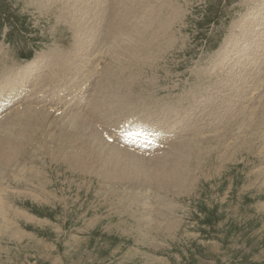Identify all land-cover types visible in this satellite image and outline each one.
<instances>
[{
    "label": "rangeland",
    "instance_id": "374dc122",
    "mask_svg": "<svg viewBox=\"0 0 264 264\" xmlns=\"http://www.w3.org/2000/svg\"><path fill=\"white\" fill-rule=\"evenodd\" d=\"M115 1L105 0L110 5H114ZM162 1L137 0L132 9L139 10L141 3H148L142 12L147 18L159 12ZM173 3L172 12L175 8L181 12L173 26L176 36L166 33L162 40L158 39L161 43L156 40L154 44L158 43L157 46H149L148 50H154L156 56H153L152 67L126 71L133 59H151L136 52H127L122 56L121 49L125 45L117 47L115 52L101 43L92 51L78 49L75 44L77 36L68 26L70 17L67 21L61 19L68 15L61 1L49 7L36 0H0V84H8L9 78L18 70L30 68L35 74H42L53 81L56 80L53 75L56 70L60 72L58 80L72 88L79 82L78 76L61 64L67 62L93 67L96 64L94 55L103 52L97 59H101L100 64L104 63L106 71L115 63H122V67L125 65L124 77L128 78L130 73L129 78L132 77L136 84L131 95L136 90L135 93L142 96L139 101L146 94L160 95L158 99H151V109H137L126 115L120 112L117 120L110 119L107 125H100L111 136L112 128L117 127L125 116V120L129 117L138 121L145 119L155 129L156 125L160 126L163 137L173 135L172 118L183 121L181 115L184 110L173 105L167 108L170 105L165 101L173 100L179 92L194 88L198 79L205 81L208 75L212 76V81L207 77L203 85L210 87L206 88L210 97H198L196 111L202 118L208 103L212 104V126L209 128L213 129L212 137L204 140L212 139L210 158H198L190 150L191 158L184 169H181L182 162L177 159L179 169L176 175L187 171L196 176V180H192L190 188L181 193L176 192V188L166 193L160 188L163 180L160 182L158 179L175 175L177 160L170 159L169 155L153 160L162 156L151 154L147 157L151 162L140 164L135 160L127 163L116 161L111 165L113 171L105 176L98 174L97 170L93 173L76 170L65 160L66 152L59 147L56 150L52 141L55 136L51 132L53 123L47 119L45 137L52 143L54 157L61 155L51 159L52 151L47 155L41 152L34 162L25 164L16 160L9 165L11 168L8 166L4 173H0V264H264V63H257L256 57L259 55L264 60L261 48L264 43L243 45L241 49H233L236 50L234 54L227 53L226 58L231 59L236 53L240 55L237 51L241 50L243 58L240 63L243 67L247 65L243 73H239L238 64L239 69L230 83L220 81L222 67H212L213 58L222 49L225 39L232 35L231 27L249 12H254L255 2L174 0ZM154 15L158 17L157 13ZM165 15L161 17L163 20L158 17L159 20L164 21ZM255 30L252 32L254 38L259 37L264 28ZM147 37L140 40L147 42L152 38L151 35ZM253 54V59L249 60L248 56ZM9 68L14 70L5 73ZM208 69L212 75L207 73ZM37 75L34 76L37 78ZM96 79L82 90L84 95L96 90ZM59 86L50 85L51 91L44 98L56 101L54 89L60 96ZM199 98L202 101L199 102ZM78 99L84 100V97ZM51 108L54 107H43L44 110ZM164 110L169 111L171 117L164 118ZM236 110L242 114L241 118ZM205 118L208 116L203 117V122ZM159 119L163 122L159 123ZM229 123L233 124V128ZM96 127L101 132L99 126ZM18 129L16 127V133ZM62 130L68 133L64 127ZM237 130L241 132L238 134ZM40 131L35 135L37 139L44 136V128ZM100 148L107 151L116 149ZM163 162L171 166L158 170L157 164ZM146 165L155 173L160 186L143 182L142 166ZM150 169L147 168V171ZM132 171L136 173L134 176Z\"/></svg>",
    "mask_w": 264,
    "mask_h": 264
},
{
    "label": "bare ground",
    "instance_id": "6f19581e",
    "mask_svg": "<svg viewBox=\"0 0 264 264\" xmlns=\"http://www.w3.org/2000/svg\"><path fill=\"white\" fill-rule=\"evenodd\" d=\"M36 1L39 2V4H42V6L47 5L49 7H51V5H55V3L57 1L62 2V6L67 10L66 12L68 13V15L64 16L63 18H61V15H59L58 17L61 18L63 21H67L66 19L70 17V19L68 20V22H69L68 26L72 29L74 35L77 36V40H75V44H76V47L78 49H86V50L92 51V48H94L95 46L97 47L101 43L102 45H106L107 47H109L112 52H115L117 47H119V46L121 47L122 45H125L124 47L122 46L123 48L121 49L122 56H124L127 52H134V53L136 52V53H141L143 56L148 55L146 57V59L147 58L151 59V61L144 60L145 58H143V59L141 58L142 60L129 59L132 61H129V67L130 68L126 67L127 68L126 71L128 69L129 70L130 69L131 70H141L140 67L146 68V66H151V67L153 66V64H154L153 63V56H155V55H154V50L149 51L150 50L149 46H151V48H153L152 45L154 44V42H156V40L158 42L159 41L158 39H161L162 37H164L166 33L167 34L169 33L170 36H172V35L176 36L175 32L173 31V26H174L176 20H178L179 14L181 13L180 9H176V8L172 12L173 5H175V3H176V2L173 3L174 0L162 1V3H160V9H159L160 13L157 11L154 12V13L158 14V17L160 19L166 13H169L168 16H167V14L165 15V17L166 16L167 17L164 19V21H160L159 18L154 15V13H152L151 15H149V13H148L149 17L145 18L146 15L144 16V14L142 12L144 10L143 8H145L144 6H146L148 3H144V4L141 3V7L139 10L132 9L133 4L137 0H116L114 5H110L109 3L106 4L105 0H96V1H94V0H74V2H73V0H36ZM246 1L252 2L253 0H246ZM254 2H255V4L254 3L253 4L255 5V9L252 8V9H254V12L251 10L252 12H249L250 14L245 15L243 18H241L240 20L235 22V25H233L231 27V29L233 30L232 35L228 36L225 39L224 45L222 46V49L219 50L217 52V54L215 55L216 57L213 58L215 62L212 63V67H214V66L216 67L217 65L222 67L221 73L220 74L218 73L220 75L219 76L220 81L227 80V82L230 83V81H231L230 79H232V80L234 79L233 76L235 73H237V70L239 68H240L239 73H243V71L247 67L246 64L243 67L242 66L243 63H240L242 61V58H243L241 50L237 51L238 53H240V55L239 54L236 55L237 54L236 53L234 57L233 56L231 57V59L226 58V56L228 55L227 53L232 54L234 51L236 52V50H233V49H236L237 47L241 49L243 45H248V44L254 45L257 43L258 44L264 43V31H261V34L259 37L254 38L252 36V32L255 29L264 28V25H263V23H264V0H254ZM136 4H138V3H136ZM247 4H246V6H247ZM157 5H158V3H157ZM135 8H136V6H135ZM153 8H155V7H153ZM169 10H171V11H169ZM58 12H60V11L58 10ZM183 13H185V12H183ZM142 15L144 16V18H142ZM184 15H182V16H184ZM161 20H163V19H161ZM260 20H262V22H260ZM179 21H180V19H179ZM149 35L152 36V38L149 41L146 42L145 40L144 41L140 40V38H146ZM170 36H169V40H170ZM176 38H178V37H176ZM169 40H168V42L172 46L173 44L170 43ZM171 41H173V40H171ZM156 44H158V43H156ZM156 44H154V45H156ZM248 48H250V47H248ZM261 48H262V50H264V47H261ZM259 50H260V47H259ZM252 51L255 52V50H252ZM262 52H264V51H262ZM75 53H76V51H75ZM247 54H248V52H246L245 56H247ZM254 55L255 54L248 56L249 60H252ZM68 57H69V55H68ZM108 57H109V55H108ZM256 57L258 58L257 63L259 61L261 64L264 63V60L259 58V55H256ZM131 58H134V57H131ZM125 59L126 60H124V61L127 62V58H125ZM61 60H63V59H61ZM70 60H72V59H70ZM124 61H121V62L125 63ZM37 62H38V60H37ZM239 63H240V67L238 66ZM121 64L122 63H119V64L117 63V65H116V63H115V66L113 65L114 66L113 68L110 67L111 69L109 68V70H107V71L105 70L106 71L105 75H103L102 78L99 80V82L97 84H95L96 90L94 92H92L91 94L87 93L84 95L82 92L83 88H80L79 89L80 94L78 95L77 98H80L83 96L84 100L79 99V106L78 107L77 106H70V104H69L70 102L68 101V98L59 96L56 88L54 89V92L56 93V101H53V100L48 99V98H44L51 91V88H49L50 85L53 84V85H55V87H58L60 82L50 80L47 76H44L41 73H40L41 75H37L30 68H26L25 70L24 69L18 70V73H15L13 76H11L9 78V81H8L9 84H0V90H3L4 87H6L7 89H11V88H14L16 86H20L22 84H26L30 87L29 95L27 97H25L24 99L20 100L14 106L7 108L5 111L4 117L0 121V173H4V170L10 164L12 165L13 162L16 160L19 161V163L24 162L25 164H26V162H34L35 161L34 158L37 156L38 153H41V152H45L47 155V153L52 151V153H50L51 159L55 158L57 155H61V154H57V155L55 154L56 156L54 157V153H55L54 151L55 150H53L52 146L50 145L52 143H49L48 139H46V137H45L47 135V132H48V129H46L44 127L47 119L53 123V131H51V132H53V134L55 135L53 137V140L52 139H49V140H52L55 143L56 150H57V147H59L60 150L66 152L65 153L66 156H64V158L67 161V163L70 165V167L73 169L85 170V171L91 172V173H93V170H97L98 174H104V176H105L107 173L113 171V166H111V165L113 163H115L116 161H122V162L127 163L130 160H133V161L135 160L138 164L151 162L149 159H147L148 156H145V155L137 153V152H132L131 150L125 148L122 144H119L117 142H110V141L106 140V138L102 135L101 132L98 131V129L96 127V126H100V125H107V120H110V119L117 120L118 118H120V116H118V114L120 112H125L124 114L126 115L127 112L136 111L137 109H140V110L145 109L146 110L148 107H149V109H151V107H152L151 102H148V106H147V102H141V103L135 104L136 102H138L141 99L140 97H142V96L140 94L139 95L136 94L135 93L136 90H134L133 94L131 95V93L133 91V86L135 87L136 84H135V82H133L131 80L132 77L129 78L130 73L128 75V78L124 77V75H125L124 73L126 71H123V67L125 65L122 67ZM250 64H251V62H250ZM42 65H43V63H42ZM118 65H119V67H117ZM97 66H98V64H97ZM115 67H117V68H115ZM95 69L93 71L88 70V71L83 72L81 74L80 73H75V74L78 76V79L80 81V80H84L87 76L91 75L95 71ZM13 70L9 68V69L5 70L4 72L9 73V72H12ZM201 70L202 69H200V71ZM204 70H205V67H204ZM204 70H202V71H204ZM248 70H250V69L248 68ZM206 71L208 74L212 75L211 71L209 72V69ZM67 72H68V70H67ZM127 73H126V76H127ZM132 73H134V72H132ZM21 74H22V76H20ZM204 74H206V73H204ZM34 75H37V78ZM53 75H54V78L56 80H58V78H60V72H57L56 70H55V72H53ZM133 76H136V74H133ZM205 76H207V74ZM201 77H203V76H201ZM207 77L209 80H211V78H212V76H209V75ZM207 77H206V80H207ZM103 78H105V80L102 82ZM199 78H200V76H199ZM199 81H201V82L199 83ZM205 81L198 79V82L196 80L197 84H195L194 88L186 89L185 91H183L182 94H180L176 98H173V100L165 101L166 103H168V105H170L167 108H171L172 105L173 106H180L183 108L184 111H182V115H181L183 121L179 122L176 120V118H174V119L172 118L173 126L175 128V131L173 132V135H172L173 137H171L170 135H166L165 137H162V139L165 143V148L162 150H158L156 153H154L155 155H161L162 157L160 159H153V160H161L164 157L169 155V158L172 160H177V159L180 160L182 162L181 169H184L187 166V161L191 158V156L189 155L190 150H192L194 155L198 158L201 156H205V158H210V156L212 155V149H211L212 139L204 141L205 139L212 137L211 134H212L213 129H212V127L209 128L210 125L212 126V104L208 103V105L206 106V113L204 114L203 117L208 116V118L204 119L205 122H203V117L202 118L199 117L198 110L196 111V109H197V104H196L197 98L200 96H203V95L209 96V93H210V92L207 93V91H206V88L208 86L206 87L205 86L206 84L203 85V83ZM101 82H102V84H101ZM138 83H139V81H138ZM233 83H234V81H233ZM225 87H226V85H225ZM208 88H210V87H208ZM241 89H243V86ZM86 96H88V98H86ZM206 96H205V98H206ZM137 97H139V98L136 99ZM228 98H226V99H228ZM234 98H236V97H234ZM8 100H10V99H8ZM246 100H248V99H246ZM200 101H202V99L199 98V102ZM261 102H263V101H261ZM58 103L62 104L63 110L66 111L65 115L60 114V116H57L55 113H51L50 111L52 108L47 109V110L43 109V107H45V106L54 107V104H58ZM170 103H175V104H170ZM223 103H224V101H223ZM235 109H236V107H235ZM55 110L57 111L58 109H55ZM236 111L238 112V110H236ZM140 112H138V113H140ZM148 113H149V111H148ZM202 114H203V112H202ZM241 115L242 114L238 112V116L240 118H241ZM252 116H254V115H252ZM163 117L164 118L171 117L170 112L167 110H164L163 111ZM255 117L256 116H254V118ZM124 118H126V116L122 117L120 119V123H122L125 120ZM191 119H192V122L194 124H196L195 126L189 125L190 123H192ZM244 119H246V118H244ZM217 121H219V120H217ZM112 122L114 123V120ZM158 122L162 123L163 121H162V119H159ZM229 124H231V123H229ZM232 125L233 124H231V126ZM22 126H23V128L20 130V127H22ZM16 127L19 128L18 129L19 131L17 133H16ZM63 127L66 130H68L67 134H65L64 130H62ZM156 127L161 128L160 126H157V125H156ZM43 128L45 130V131H43L44 136L41 135V138L37 139L36 138L37 136H35V135L38 133V131H40V130L42 131ZM214 128H216V127H214ZM232 128H233V126H232ZM49 129H50V126H49ZM218 129H219V127H218ZM35 131H36V133H35ZM41 131H40V133H41ZM222 131H221V133L223 134ZM213 133L215 134L214 131H213ZM237 133H238V130H237ZM53 134H51V135H53ZM205 134H207V135H205ZM228 134L230 135V132H228ZM243 134H245V133H243ZM224 141L222 140V142H224ZM206 145H210V146H206ZM53 147H54V145H53ZM100 147H108V148L114 147L116 149H113V151H107V150H103V148H100ZM223 156H225V155H223ZM37 157H39V155ZM223 158H221V159L223 160ZM51 159H50V161H52ZM178 160H177V164L175 167V175L163 176L162 178L159 177V179H158L160 182L163 180L160 188L164 189L166 191V193H169L170 191H168V190L169 189L171 190L173 188L177 189L176 192L178 191V193H181L184 190H187L190 188V186L192 185L191 184L192 180H194V179L196 180V176L192 175L191 173H189L187 171H184V172L176 175L178 172V169H179ZM57 161L59 162L60 160H57ZM18 166H20V165H18ZM170 166L171 165L167 162L158 163L157 169L163 170V169L169 168ZM15 168H16V166H15ZM142 168L144 171L143 182H145V181L146 182H153L156 185L160 186V183L156 180L155 173H153L151 171L150 166L146 165V166H142ZM147 168H149L150 170L147 171ZM37 169H38V167H37ZM42 170H43V168H42ZM6 171H8V169ZM259 171H260V169H259ZM39 173H37V174H39ZM148 173H149V177H148ZM135 174L136 173L133 172L132 176H134ZM6 178H8V177L6 176ZM81 185H83V184H81ZM153 187H154V185H153ZM145 188H147V187H145ZM152 190H155V189H152ZM143 193H145V192H143ZM151 195H149V196H151ZM25 196H26V194H25ZM153 196H155V195H153ZM167 201H168V199H167ZM149 202H151V200ZM160 207H162V206H160ZM23 213H24V211H23ZM36 220H38V219L36 218ZM39 222H41V220Z\"/></svg>",
    "mask_w": 264,
    "mask_h": 264
}]
</instances>
